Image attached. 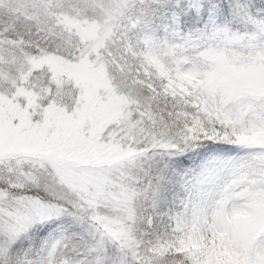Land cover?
<instances>
[{
	"label": "snow or ice",
	"instance_id": "6c2138e0",
	"mask_svg": "<svg viewBox=\"0 0 264 264\" xmlns=\"http://www.w3.org/2000/svg\"><path fill=\"white\" fill-rule=\"evenodd\" d=\"M0 264H264V0H0Z\"/></svg>",
	"mask_w": 264,
	"mask_h": 264
}]
</instances>
